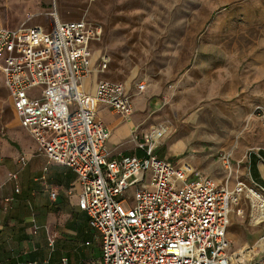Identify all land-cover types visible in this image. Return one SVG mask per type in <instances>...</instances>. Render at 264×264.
<instances>
[{"label":"built area","instance_id":"2783aa9c","mask_svg":"<svg viewBox=\"0 0 264 264\" xmlns=\"http://www.w3.org/2000/svg\"><path fill=\"white\" fill-rule=\"evenodd\" d=\"M51 14L48 29L0 25V72L17 120L37 152L76 173L78 207L99 241V264H240L229 251V213L245 193L251 211L256 206V220H263L262 191L243 179L229 184L230 150L220 153L227 171L222 182L186 161L159 157L154 149L168 134L163 125L139 138L134 134L142 154L112 156L106 145L110 131L95 117L94 106L104 104L126 118L133 112L132 95L124 82L108 79L98 80L92 93L81 91L80 80L92 71L90 43L101 38V26ZM109 60L99 55L96 70L106 69ZM146 87L135 84L138 92ZM18 161L24 166L27 157L22 154ZM10 178L16 179V172ZM131 187L134 201L126 205L124 192ZM251 194L261 197L256 205ZM55 238V232L48 233L51 248ZM260 242L264 246V233ZM57 264H69L68 258Z\"/></svg>","mask_w":264,"mask_h":264},{"label":"rangeland","instance_id":"374dc122","mask_svg":"<svg viewBox=\"0 0 264 264\" xmlns=\"http://www.w3.org/2000/svg\"><path fill=\"white\" fill-rule=\"evenodd\" d=\"M55 11L61 20L101 26L91 59L95 64L106 54L110 60L83 78L87 89L97 79L146 84L138 96L146 100L131 115L140 116L138 138L151 127H167L154 149L159 157L193 167L199 161L223 179L220 153L264 149V0H0V24L49 27ZM2 78L0 72V158L4 143L31 161L35 143L16 120ZM100 116L110 118L106 108ZM133 193V187L124 192V204H133ZM241 204L248 212L250 201L243 197ZM92 254L99 264V241Z\"/></svg>","mask_w":264,"mask_h":264},{"label":"crops","instance_id":"0c3cea01","mask_svg":"<svg viewBox=\"0 0 264 264\" xmlns=\"http://www.w3.org/2000/svg\"><path fill=\"white\" fill-rule=\"evenodd\" d=\"M37 25H42L46 29L51 27L47 24ZM96 64H93L91 59L92 70H96ZM82 81L83 79L80 80L78 88L83 92L92 93L98 79L90 90L82 84ZM124 83L132 95L134 112L135 109L141 108L146 100V98H138L143 95L144 90L138 92L135 89L136 83L133 85L130 82ZM3 85L5 86L4 81ZM257 106L259 105L255 104L252 110ZM103 108H106L110 115L108 121L100 116ZM94 109L95 117L100 119L110 131L106 145L112 156L142 154L134 139L140 116L135 120L132 115L124 118L104 104H97ZM115 114L117 117L111 120ZM15 118L17 120L16 115ZM189 118L194 120L196 116L193 114ZM2 144L4 148L3 158H0V264H57L62 256L68 258L69 264H90L94 261L92 248L97 240L88 224L87 214L78 207L80 187L76 173L64 164L49 161L45 155L37 152L36 144L37 153L31 161L26 153L17 156L13 148ZM228 150L231 151L232 165L229 184L232 186L237 179H243L248 185L255 186L264 194V149L233 147ZM173 152L171 148L168 155ZM22 154L27 157L24 166L18 161V157ZM196 164L201 166L199 161L194 160L196 169L218 182H222L227 176L226 169L225 176L220 179L209 173L211 169L208 165L198 168ZM14 172L16 179L10 178V174ZM230 180L233 182L230 183ZM16 183L18 191L15 190ZM52 191L55 192L54 197L50 195ZM243 197H246L249 203L247 194L243 193L238 203L232 205L229 213L226 233L230 241L229 251L239 257L240 264H248L253 260L252 264H264V246L260 242V237L264 233V219L251 222L250 206L247 218L246 206L241 204ZM34 224L37 225L35 232ZM49 232L56 234L53 248L48 245ZM257 243L261 244V247L249 256V252L254 250V245Z\"/></svg>","mask_w":264,"mask_h":264},{"label":"bare ground","instance_id":"6f19581e","mask_svg":"<svg viewBox=\"0 0 264 264\" xmlns=\"http://www.w3.org/2000/svg\"><path fill=\"white\" fill-rule=\"evenodd\" d=\"M182 145V144H181ZM185 148V147H184ZM174 154V153H173ZM251 199L252 201L254 202L253 204L256 205V202H258L261 197L260 196H257V195H254V194H251ZM251 222H254L256 219H258L259 215H258V212L256 210V206H253V209L251 211ZM255 224V223H254ZM261 247V244H255L254 245V250L249 252V256L252 255L255 251H257L259 248ZM251 249V248H250Z\"/></svg>","mask_w":264,"mask_h":264}]
</instances>
